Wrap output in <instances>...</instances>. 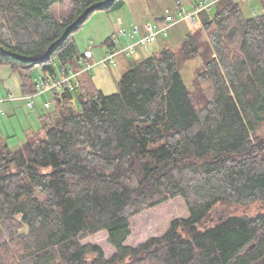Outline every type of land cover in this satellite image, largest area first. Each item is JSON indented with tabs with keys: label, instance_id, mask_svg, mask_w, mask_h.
I'll return each instance as SVG.
<instances>
[{
	"label": "trees",
	"instance_id": "obj_1",
	"mask_svg": "<svg viewBox=\"0 0 264 264\" xmlns=\"http://www.w3.org/2000/svg\"><path fill=\"white\" fill-rule=\"evenodd\" d=\"M259 1L263 12L247 16L239 0H219L178 49L123 72L115 93L87 87L92 69L80 74L79 87L52 93L42 132L18 148L0 143V264H264V143L253 138L264 140ZM64 3L0 0V65L20 74L25 93L36 92L38 67L41 76L78 70L86 49L75 30L125 0H71L56 11ZM198 57L191 88L181 70ZM178 197L188 217L125 243L132 217ZM101 231L110 256L82 243Z\"/></svg>",
	"mask_w": 264,
	"mask_h": 264
},
{
	"label": "rangeland",
	"instance_id": "obj_2",
	"mask_svg": "<svg viewBox=\"0 0 264 264\" xmlns=\"http://www.w3.org/2000/svg\"><path fill=\"white\" fill-rule=\"evenodd\" d=\"M71 0H65L63 6H58L56 11L66 9ZM184 5H189L191 0H181ZM247 16L253 13L261 14L263 5L259 0H239ZM216 11V6L210 12ZM178 12L177 0H125V4L120 10L106 12L95 11L83 24L74 32L77 43V49L82 53L85 49H93L95 58L98 59L108 46L105 40L113 34H118L121 29L131 33L135 25H145L156 21L158 17L166 16L168 13L176 14ZM199 17V16H198ZM193 27L188 20L178 21L174 24L167 36H159L158 42L148 46H138L135 54L130 57L120 56L116 66L96 65L92 68L90 74L85 73L84 77L87 87L92 90L95 86L104 92L111 94L119 90V81L121 76L131 66L139 63L148 55L157 53L163 47L169 46L178 49L187 31ZM138 37V35H136ZM130 38L122 36L120 43L125 45ZM202 59L200 57L191 59L182 66L185 84L193 87V78L195 69L200 67ZM42 71L38 67L32 72L33 78L37 79L41 76ZM22 78L19 73H13L8 65H0V97L5 99L3 109L5 114L0 113V143L7 144L11 148L23 146L25 141L31 136H37L43 131L45 125L51 121V117L44 121L43 115L54 114L55 105L49 109L44 107L47 99H52V93L42 94L35 98L34 108H29L26 100L23 99L27 94L22 90ZM18 98L11 100V98ZM76 109L80 107V102L75 100L72 103ZM57 113V112H56ZM51 116V115H50ZM53 116V115H52ZM254 143L260 146L264 140L260 136L254 135ZM262 140V141H261ZM264 204V203H262ZM260 204L253 206L257 207ZM255 211V209H251ZM257 210H264L261 205ZM189 210L186 202L182 197L168 199L167 201L143 211L132 217L131 234L127 240V245L136 246L139 243L153 237L160 236L169 228L171 221L178 217H188ZM20 219V215L17 216ZM27 230V227L24 228ZM108 233L101 231L85 237L82 243H90L99 245L105 252L106 256H110L115 252V247L108 242Z\"/></svg>",
	"mask_w": 264,
	"mask_h": 264
},
{
	"label": "built area",
	"instance_id": "obj_3",
	"mask_svg": "<svg viewBox=\"0 0 264 264\" xmlns=\"http://www.w3.org/2000/svg\"><path fill=\"white\" fill-rule=\"evenodd\" d=\"M219 0H198L193 6V9L189 8V5H184L181 0H177L178 12L174 15L168 13L166 19L162 22H150L144 25L142 31V26L137 24L132 29L131 33L128 34L127 31L121 29L118 34H114V45L107 47L108 49L104 51L103 54L99 56L98 59H94L93 49H86L84 52V58L77 61L81 66L78 70L73 68L68 71L62 70L58 75H53L48 73L45 76H40L37 80L36 92L27 94L23 99L26 100V104L29 108H34L35 98L46 93L60 92L66 88L75 89L79 87L80 74L90 71L96 65H116L117 58L119 55L131 56L135 54L138 46L144 45L148 46L157 42L159 36H167L170 28L176 24L178 21H190L194 27H198L201 23V18L199 14L203 11H212ZM199 16V17H198ZM138 35V37H136ZM122 36L130 38L129 41L123 45L120 43ZM18 98H11V100H16ZM6 100L0 97V113L4 114L3 103ZM52 106L50 100L44 103V107L49 109Z\"/></svg>",
	"mask_w": 264,
	"mask_h": 264
},
{
	"label": "crops",
	"instance_id": "obj_4",
	"mask_svg": "<svg viewBox=\"0 0 264 264\" xmlns=\"http://www.w3.org/2000/svg\"><path fill=\"white\" fill-rule=\"evenodd\" d=\"M192 3H193V2H192ZM192 3L189 4V8L192 7V6H191ZM154 22H155V21H154ZM141 26H142V31H144V30H143L144 25H141ZM157 42H158V39H157ZM157 42H156V43H157ZM89 48H90V47H89ZM89 48L87 47V48H84V49H89ZM84 82H85V84H86L85 79H84ZM96 87H97V86H96ZM47 100H49V99H47ZM47 100H46V101H47Z\"/></svg>",
	"mask_w": 264,
	"mask_h": 264
},
{
	"label": "water",
	"instance_id": "obj_5",
	"mask_svg": "<svg viewBox=\"0 0 264 264\" xmlns=\"http://www.w3.org/2000/svg\"><path fill=\"white\" fill-rule=\"evenodd\" d=\"M262 140H263V139H262ZM262 140H261V141H262Z\"/></svg>",
	"mask_w": 264,
	"mask_h": 264
}]
</instances>
